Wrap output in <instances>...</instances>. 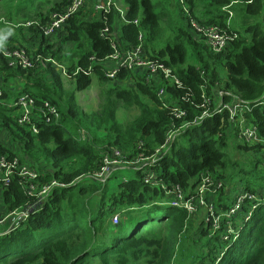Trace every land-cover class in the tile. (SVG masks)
<instances>
[{"label": "trees", "instance_id": "trees-1", "mask_svg": "<svg viewBox=\"0 0 264 264\" xmlns=\"http://www.w3.org/2000/svg\"><path fill=\"white\" fill-rule=\"evenodd\" d=\"M70 1L0 0V18L5 21L0 22V26L14 24L22 19H37L32 21L45 23L53 12L67 7ZM122 1L127 8L126 15L120 16L113 7L105 19L100 17L86 21L79 12L67 21L68 34L61 40L57 53L51 52L50 47H42L41 39L34 52L59 60L66 50L67 42L76 44L77 60L74 61L75 66L67 70L68 73L90 68L99 86L102 82L110 84V87L100 89L99 109L95 112L84 114L74 106L62 110L60 101L51 99L48 89L38 80L31 79L32 71L9 68L7 60L0 53V71L7 73V77L17 76L25 81L20 94L32 96L37 105L44 100L50 102L59 112L58 123L40 128L38 135H32L30 130L18 124L13 106L9 108L0 104V129L6 130L14 144L12 151L0 145L1 150L12 156H17L19 153L16 151L20 150V159L23 160L21 163L36 170L40 187L52 181L65 185L51 189L43 199L28 195L23 181L16 177L8 187H0L3 190L1 198L6 213L27 205L36 204L39 207L20 227L0 235V264H174L178 252L182 250V235L187 231L190 214L183 208L167 205L166 198L169 197L160 185L143 182L146 174L143 171L146 169L142 171V175L140 170L130 169L128 171L132 172L128 177L120 179L114 176L113 187L108 182L111 176L104 183L95 181L93 177L103 156L111 155L110 148L123 150L126 159L137 157L140 144L146 155L152 154L164 144L172 121L169 109L161 107L163 101L152 92L155 85L150 88L138 75L127 70H120L116 80L119 83L134 80V87L116 85L104 75L106 67L101 62L113 53V49L111 38H102L100 32L108 26L112 33L120 19L126 22L120 27L118 38L122 42L121 47L124 50L134 47L138 33L142 32L145 35L144 44L148 57L163 61L184 86L195 93L196 98L203 88H206L207 96L210 95L211 86L218 82L217 69L221 68L222 75L225 73L223 101L230 102L232 95L248 104L250 111L244 114L245 121L253 123L264 138V0L184 1L193 15L191 18L196 19L199 24L216 25L238 35L222 54L208 50L206 44L199 43L200 38L196 39L182 29L175 31L173 45L168 44L155 52L153 41L160 33V27L159 15L153 11L151 0ZM229 13L233 18L236 16L233 26L243 31V37L238 29L232 27V21L228 25L231 18ZM134 19L139 20L136 26ZM17 24L25 23L17 22L14 25ZM17 28L21 36L18 45L28 47L25 45V34L21 28ZM36 28L37 25H34L25 31H31L38 38V32H34ZM82 39L86 44L81 42ZM186 46L190 47L189 55ZM203 50L207 58L201 54ZM25 51L29 53L27 49ZM91 57L94 62L90 61ZM190 57L192 63L187 64V58ZM203 72L211 81L206 82ZM77 74L76 90L84 91L92 83L91 74ZM52 77L56 78L54 72ZM30 80L33 81L32 84ZM160 85L168 86L167 83ZM168 93L177 95L178 101L168 103L167 107H186L190 110L187 120L198 114L193 95L189 96L192 103H186L179 100L186 92L178 94L168 86ZM18 95L12 100V104ZM8 97L4 89L1 102L9 104L5 102ZM145 100L152 105L148 106ZM118 102L125 107L134 106L139 109V115L126 126L116 121ZM257 103L262 104L255 106ZM219 120L218 116L202 120L181 131L167 153L157 162V166L154 165L155 177L165 186H170L167 191L172 190V185H179L191 195L201 175L217 176L219 178L214 179L220 180L224 185L219 172H224L226 168L223 149L228 150L229 144L224 129L219 128ZM223 124L232 128L236 126L229 122L227 113L224 114ZM83 129L89 135L93 133L95 137L80 140L81 131H85ZM99 132L109 146L107 150L96 146L99 139L95 134ZM123 143L126 150L119 147ZM248 148L262 149L264 146L256 144L248 147L245 144L237 147L238 150L245 151ZM42 158L46 165L38 168L37 162ZM250 166L252 169L257 168V162ZM244 190L261 197L264 193V170ZM224 198L222 196L218 203L221 210H226L233 199L232 197L229 201ZM115 215L118 216L116 225L113 224ZM219 235V232L213 233L211 222L205 223L201 240L206 238L204 247L207 251L198 256L200 264H213L217 261L216 253L225 245L219 242L213 244L212 248L211 241ZM226 247L218 264H264L263 202L244 224L238 239Z\"/></svg>", "mask_w": 264, "mask_h": 264}, {"label": "built area", "instance_id": "built-area-1", "mask_svg": "<svg viewBox=\"0 0 264 264\" xmlns=\"http://www.w3.org/2000/svg\"><path fill=\"white\" fill-rule=\"evenodd\" d=\"M89 1L91 0H71L67 7L53 12L45 23L39 24L35 21H31L21 25L17 24L16 27L21 28L24 32L31 33V31L25 30L37 25L34 32H38V38L43 41L42 46L52 48V46L61 42L62 37L64 38L67 36V21L81 12ZM92 3L95 11L99 12L100 16L105 19L106 14L110 12V8L114 2L112 0H92ZM179 3L182 5L184 16L186 19H189V22H187L194 35L200 38L201 41L207 45V49H210L213 53L222 54L226 52L229 45L238 38L237 34L230 33L225 28H220L216 25L206 26L199 24L196 19L191 18L193 16L190 13L189 8L184 5V0H180ZM116 10L121 13L118 8H116ZM126 13L127 8L125 13H122L121 15H126ZM231 15L232 14L229 13V17H231ZM1 21L4 22V20ZM133 21L135 26L136 24H139L138 19H134ZM124 23L126 24L125 21ZM111 35L112 37L110 38L113 53L104 58L101 62L102 65L106 67L104 75L107 76L108 79L115 80L116 76L119 74L118 70L124 68L129 70L130 73L138 75L141 80H144V83L149 85L150 88H153V85H155L156 88L153 89L152 92L163 101L161 107L169 109L172 121L167 130L164 139L165 141H163L164 144L158 147L154 153L150 155H146L145 151H142V144L138 147L139 153L137 157L133 159H126L124 157V154L126 153L119 148H110L109 151H111V155L103 156L99 169L93 174L95 181L104 183L114 170L120 168L137 169L141 171L142 175V171L147 166H150V171L146 172L144 178L142 177L143 182L148 185H153L157 180V183L163 188L165 194L169 195V198L167 199L168 203H170L171 206L183 208L190 215L196 213L198 210L205 211L206 216L209 217V219L205 220V223H212L213 233L219 232L222 237L221 241L225 245V247L223 246V249H226V246H229L238 239L239 232L245 224L243 221H248L256 207L262 202L264 203V193L261 197H257L255 193L242 189V191L236 194L229 202L231 204L228 205L226 210H221L218 204L208 197L209 195H214L222 191L223 183L220 180L214 179L219 177L201 175L191 197L187 199L189 194H187V192L179 185H172V190L167 191L170 186H165L160 179L155 177L156 172L153 168L161 159L162 152L170 143H173L177 134L191 125L198 124V122L202 120L211 119L216 116L220 117L219 128L224 129L226 127L223 124L225 113H227L231 124L236 123L235 127H237V129L239 128V138L243 140L245 144L264 146V138L261 136L256 126L251 122L248 123L245 121L246 119L243 112L250 110V107L247 106L246 109L242 108V105L245 103H242L238 98L232 95L230 102L225 103V101H223L225 95L222 93V101L218 102V104L213 107L210 100L211 96H207L206 94V88L199 91L198 98H196L195 93H192L190 88L185 87L184 83L177 78L172 69L163 63V61L148 57L142 32H139L137 35L136 45L127 50H124L121 47L122 42L119 40L116 32L113 31L110 33L108 26L103 28L100 32L102 38H108V36ZM11 49L12 48L9 47L0 48L3 57L7 60V66L12 69L20 68L25 71L32 70L35 65V59L31 58L30 53L26 52L24 48ZM37 58L40 59L41 57L38 56ZM46 59H49L48 62L52 68L57 69L59 67L56 62L52 61L53 59ZM90 61L94 62L95 60L91 57ZM78 72L85 76L92 74V70L86 68L77 69L73 74L68 73V71H63V75L66 78H73ZM160 83H167L168 86L174 88L178 94L186 92L184 97L179 99L186 103H192L189 96L193 95L196 100V109L199 110L198 114L194 115L192 119L187 120L190 110L186 109V107H167L168 103L170 104L178 101L176 98L177 95L169 94L168 86L160 85ZM3 91L4 89L0 79V102L3 97ZM9 105L16 106L14 112H16V120L18 124L23 128L30 130L32 135H38L40 133V128L59 122V112L57 107L50 102H45V100L37 105L32 96L24 95L23 93L18 95V98L13 104ZM228 126L231 127L230 125ZM262 149L264 152V148ZM21 162L19 156L7 154L6 152H3L0 147V187H8L12 179L16 177L25 183L27 194L37 199H43L53 188L65 187L64 184L57 181H52L42 187L38 186V174L36 171ZM38 209L39 207L36 204L27 205L17 211L9 212L0 217V235L20 227L21 224L27 221ZM233 218L237 219V223L242 220L239 227L235 226V228H233ZM117 219L118 216L114 217L113 224H117ZM8 223H10L12 227L8 231H4L5 226ZM216 256L218 258L219 253H216Z\"/></svg>", "mask_w": 264, "mask_h": 264}, {"label": "rangeland", "instance_id": "rangeland-1", "mask_svg": "<svg viewBox=\"0 0 264 264\" xmlns=\"http://www.w3.org/2000/svg\"><path fill=\"white\" fill-rule=\"evenodd\" d=\"M112 1L114 3L110 8V12L113 9V7H115L120 10L121 12L119 13L120 16L122 13H125L126 5L122 0H112ZM179 1L180 0H151V3L153 4V11L159 15V27H160V33L153 41V46H154L153 49L155 50V52H157L159 49L165 47L168 44L173 45L174 37L176 36L175 31L177 29H182L185 32H187L189 35L198 39V37L194 35L191 28L189 27L187 19L184 16V13L182 12V5L179 3ZM184 5L188 7L186 3ZM80 14H81V18H83V20L86 21H91L93 19H99L100 17H102L100 16L99 12L95 11L92 0L87 2L86 6L83 8ZM235 18L236 16L234 18L231 17L229 24H231L232 21V27L238 29L240 35L243 37L244 35L243 31L240 30L237 26H233L234 25L233 21ZM1 20L2 19L0 18V22L5 23V21L3 22ZM32 20H37V19H28L25 21L22 19L17 22L27 23ZM17 22H15L14 24H16ZM123 23L124 21L120 19L119 22L114 26V31L116 32L118 37L120 34V32H118V29H120ZM14 24H6V25L3 24L0 26V29L10 28L14 30H19L17 27H15L16 25ZM22 32L26 36L25 45L28 47L19 46L18 43L16 42L10 43L8 40L0 37V48H3L5 46L7 47L17 46L27 49L31 55V58L35 59V65L32 68V70H30L32 71L31 79L38 80L42 86H45L51 95V99L57 100L58 102L60 101V103L62 104V110H65V108L69 106H74L76 109H78L80 112H83L84 114H89L97 111L99 109V104H100V89L102 87L108 88L110 87V84L105 85L102 82L101 85L99 86L96 76H93V74H91L90 76L92 79V83L90 87H88L84 91H77L75 84L76 77L66 78L63 75V71L67 72V70H69L72 66H75L74 61L77 60L75 56L78 52L77 45L71 42H67L65 44L66 50L60 56V59L57 60L55 57H52L50 55L45 56L43 54H34V52L38 48V45L40 44L39 38H37L34 33H27L24 32L23 30ZM16 35H18V32H16ZM143 36L145 40V35ZM196 39L193 38L194 41ZM5 42H9V44H5ZM81 42L83 44H86L84 42V39H82ZM199 43L202 44V41L200 39H199ZM61 44L62 42L56 44L55 46H52L51 52L57 53ZM186 49L189 55L190 52L188 50L190 49V47L186 46ZM43 50L45 49L43 48ZM201 54L205 58L208 57L207 54L204 52V50L201 51ZM38 56H40L41 58L38 59L37 58ZM46 58L53 59L52 61L56 62L59 65V67L57 69L52 68L48 62L49 59ZM188 63L190 64L192 63V57H190L189 59L187 58V64ZM220 70L221 68L217 69L218 82L214 83V85L211 86V91H210V96H211L210 100L213 107L216 106L218 102L222 101L221 93L222 94L224 93L222 92V86L225 79L224 78L225 73L223 72L222 75ZM52 72H54L56 75L55 79H53L52 77ZM0 76L3 79L2 85L5 91L7 90V88L10 87V83L12 82L13 91H16V93L22 92L23 87L25 86L24 80H20V79L18 80L17 76L7 77V73H2L1 71H0ZM203 76L206 78V82L209 80L211 81V78L205 72H203ZM6 80L8 81L6 82ZM111 81L113 83L115 82L114 84L119 86H126V87L135 86L134 80H127L126 82H120V83L117 82L116 79ZM30 82L31 84L33 83V81L31 80ZM3 95H4V91H3ZM145 101L148 106L152 105L149 101L147 100ZM14 114H16V112ZM138 115H139L138 108L134 106L125 107L123 104H121V102H118L116 121L120 123L122 126L128 125ZM83 130L85 131H81V134L79 135L80 140L86 141L88 139L91 140L92 138L95 137V136L93 137V133L89 135L86 129ZM224 133L227 136V143L229 145H228V150L227 148L223 149V153L225 154L224 161L226 164V168L223 170L224 172H219V174L222 175L220 179L224 182L223 189L221 192L217 194L208 196L216 204L220 202V198L222 196L233 195L234 197L236 194L242 191V189H244L246 186H250L254 181V179L257 176H259L261 172L264 170V156L262 155L264 153L263 149L251 150L252 148L250 149L248 148V150L246 151L238 150L237 147L244 146L245 143L243 142V140L239 138L237 127L232 128L226 126L224 128ZM95 135L99 139V140L97 139L98 140L96 145L97 148L98 149L104 148V150H107L109 146L106 145L105 141H103L102 134L99 132L98 134ZM178 135L179 134L175 136L174 141L176 140ZM246 145L248 147L255 146V145H249L247 143ZM124 146L125 144L123 143L119 147L125 149ZM16 153H19L18 156L21 157L22 159V154L20 150L19 152L16 151ZM253 162H257V168L255 169H252V167L250 166V164ZM45 165H46L45 159L42 158L38 160L37 162V167L39 166L38 168L45 167ZM120 170H121L120 172H116L115 170L112 172L111 177L108 180V182H110L111 187H113L115 183L112 182L113 181L112 178L114 176H117L120 179H122L123 177H128L132 172V171H128L130 169H125V168H120ZM143 172L146 173V170ZM167 197H169V195H167ZM190 197L191 195H189L187 199H189ZM167 199L168 198H166V200ZM168 204L170 205V203ZM206 219H209V217L206 216V212L203 210H198L196 213L190 215L187 231L182 235V250L178 252L174 264H200V257L198 256L204 254V252L207 251V249L204 247L206 238L203 237L201 240V231L205 226ZM221 240L222 237L221 235H219L217 239L211 241V247L213 244H218L219 242H222Z\"/></svg>", "mask_w": 264, "mask_h": 264}, {"label": "crops", "instance_id": "crops-1", "mask_svg": "<svg viewBox=\"0 0 264 264\" xmlns=\"http://www.w3.org/2000/svg\"><path fill=\"white\" fill-rule=\"evenodd\" d=\"M16 32H18V35H16ZM118 32H120V29H118ZM0 37L8 40L10 43L16 42V43L19 44L21 42V36L19 34V30H14V29H10V28L0 29ZM35 41H36V39H35ZM0 79H1V77H0ZM17 79L18 80L19 79L20 80H23L20 77H17ZM7 81L8 80H6V82ZM6 92L9 95V97L6 99V102H8L9 104L12 103L11 99L13 100L18 94L20 95V93H16V91H13L12 82L10 83V87L7 88ZM0 145L3 146L5 149H8L9 151H12L14 149L13 142L9 138L8 133L6 132V130L3 129V128L0 129ZM2 192H3V190L0 188V217L1 216H4L5 214H7L6 213L7 212L6 211V208L3 205L2 198H1ZM232 197H233V195H231V196H226L225 195V198L224 199L230 201V199ZM229 201H227V202H229ZM2 214H4V215H2ZM11 227H12V225L10 223H8L5 226V230H9Z\"/></svg>", "mask_w": 264, "mask_h": 264}, {"label": "bare ground", "instance_id": "bare-ground-1", "mask_svg": "<svg viewBox=\"0 0 264 264\" xmlns=\"http://www.w3.org/2000/svg\"><path fill=\"white\" fill-rule=\"evenodd\" d=\"M206 26H210V25H206ZM110 37H112V35L111 36H108V38H110ZM120 70H126V69H124V68H120L119 70H118V72L120 71ZM127 71H129V70H127ZM107 77V76H106ZM112 80V79H111ZM144 81V80H143ZM144 84H146V83H144ZM148 85V84H147ZM202 91V90H201ZM0 104H2V105H4V106H7V107H12L13 106V108L14 109H16V106L15 105H9V104H6V103H4V102H1ZM259 104H262V103H257V104H255V106H257V105H259ZM247 106H248V104H243L242 105V108H244V109H246L247 108ZM248 111H250V110H248ZM247 111V112H248ZM247 112H243V114H245V113H247ZM236 124V123H235ZM239 129V128H238ZM172 143H170L169 145H168V147L162 152V155H165L166 153H167V150H168V148H169V146L171 145ZM163 145V144H162ZM254 145H256V144H254ZM156 150V149H155ZM154 150V151H155ZM154 153V152H153ZM155 166H157V164L155 165ZM154 166V167H155ZM146 172H147V170H150L151 168H150V166H147L146 168ZM34 171H36L35 169H33ZM37 173V172H36ZM38 174V173H37ZM37 182H38V178H37ZM23 184L25 185V183L23 182ZM38 184V186H39V183H37ZM153 185H158L159 186V183H157V181H155V183L153 184ZM24 188H25V192L27 193V189H26V186H24ZM169 205V204H168ZM170 207H175V206H171V204L169 205ZM179 208V207H178ZM240 222H242V220L241 221H238V223H237V221H236V219L235 218H233V228H235V226H238L239 227V225H240ZM245 224L247 223V221H243ZM8 231V230H7ZM220 250V249H219ZM226 251V249H221L220 251H219V257L217 258V261L215 262V263H213V264H218V262H219V260H220V258L223 256V254H224V252Z\"/></svg>", "mask_w": 264, "mask_h": 264}, {"label": "water", "instance_id": "water-1", "mask_svg": "<svg viewBox=\"0 0 264 264\" xmlns=\"http://www.w3.org/2000/svg\"><path fill=\"white\" fill-rule=\"evenodd\" d=\"M18 156V155H17Z\"/></svg>", "mask_w": 264, "mask_h": 264}]
</instances>
